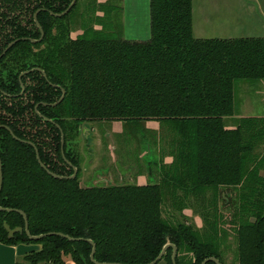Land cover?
I'll return each instance as SVG.
<instances>
[{
    "label": "trees",
    "instance_id": "16d2710c",
    "mask_svg": "<svg viewBox=\"0 0 264 264\" xmlns=\"http://www.w3.org/2000/svg\"><path fill=\"white\" fill-rule=\"evenodd\" d=\"M72 1L0 0V55L17 41L0 59V206L13 210L0 211V242L41 246L20 264H67L66 257L72 264H94L88 239L99 263L149 264L172 243L177 264L210 257L226 264L216 240L222 217L211 221L203 213L211 232L203 236L190 224L166 220L163 208L166 193L183 212L178 193L234 188L237 247L229 264H264V152H258L264 117L225 126L238 112V84L264 81V38L199 39L193 0H150L149 39H126L122 28L111 36L73 39L70 16L79 0L68 15L52 14ZM37 11L45 35L34 43L41 38ZM63 90L64 100L52 106ZM99 122H159L174 131L173 162H148L161 179L144 186L83 187L72 146L81 124ZM57 125L65 156L78 169L75 179L54 178L39 163L36 149L52 173L74 172L62 156ZM17 210L27 215L33 236L62 233L82 240L53 235L36 241L25 232L9 238L4 223L25 225ZM172 253L157 264H173Z\"/></svg>",
    "mask_w": 264,
    "mask_h": 264
},
{
    "label": "rangeland",
    "instance_id": "374dc122",
    "mask_svg": "<svg viewBox=\"0 0 264 264\" xmlns=\"http://www.w3.org/2000/svg\"><path fill=\"white\" fill-rule=\"evenodd\" d=\"M147 2L148 9L145 10L146 0H79L78 8L70 16L71 37L76 39L85 33L111 36L122 28L126 39L147 40L150 38L149 0ZM140 9L142 12L139 15ZM140 33L143 34L139 35ZM237 88L238 112L236 117L225 120L228 129L236 128L242 118L264 117V81L255 84L241 81ZM97 124H84L88 127V137L78 135L72 146L80 160V182L83 187L139 185V176H143V183L149 184L162 177L157 167L148 165L149 161H158L168 166L174 160L171 142L175 133L159 122L147 123L145 126L142 124L140 127L129 126L124 122ZM90 125L96 128L93 134H89ZM142 136L147 138L146 142L141 140ZM149 145L151 156L147 152ZM258 152H264V143L260 145ZM107 174L112 175L97 179L96 175ZM150 174L155 178H149ZM178 195L177 202L182 201L179 206L184 207L183 212L173 206L174 198L166 193L164 218L173 222H185L192 225L200 235L209 236L210 226L203 220V213L207 211L211 221L214 217H222L223 222L219 220L216 240L227 263L235 260L237 227L231 221L238 201L236 189L220 188L217 192L208 190L200 196ZM66 262L72 264L69 257H66Z\"/></svg>",
    "mask_w": 264,
    "mask_h": 264
},
{
    "label": "crops",
    "instance_id": "0c3cea01",
    "mask_svg": "<svg viewBox=\"0 0 264 264\" xmlns=\"http://www.w3.org/2000/svg\"><path fill=\"white\" fill-rule=\"evenodd\" d=\"M193 23L199 39L264 38V0H193ZM139 177V186L147 185L143 176ZM39 250L40 245L9 246L0 242V264H20L28 254Z\"/></svg>",
    "mask_w": 264,
    "mask_h": 264
},
{
    "label": "water",
    "instance_id": "95a60500",
    "mask_svg": "<svg viewBox=\"0 0 264 264\" xmlns=\"http://www.w3.org/2000/svg\"><path fill=\"white\" fill-rule=\"evenodd\" d=\"M77 3V0H73L72 3L70 4V6L62 13H59V14H54L52 13L55 17H58V18H62L66 15L69 14V12L72 10V8L75 6V4ZM40 11H37L34 15V19H35V22L37 24V27L39 28L40 32H41V38L39 40H32V42L34 43H37V42H41L43 39H44V30L42 28V26L40 25L39 21H38V13ZM17 41H14L12 42L6 49L5 51L0 55V59L7 53V51L16 43ZM37 70H40L42 71L41 69H37ZM44 73V71H42ZM25 73H23L21 76H23ZM44 75L46 76V74L44 73ZM22 93H24L25 91V87L24 85L22 84ZM66 96V91L63 90V95L61 96V98L59 99V101H57L56 103L52 104V106H57L59 105L65 98ZM50 121V120H49ZM58 126V125H57ZM58 128L60 129L61 131V148H62V156L64 158V160L66 161V163L68 165H70L72 168H73V174L69 177H65V176H61V175H57V174H54L52 173L51 171H49L46 166L41 162V159H40V156H39V152L38 150L36 149V153H37V156H38V160H39V163L40 165L50 174L52 175L54 178H57V179H75L78 175V169L77 167H75L71 162H69L65 156V153H64V145H65V136H64V133H63V130L58 126ZM9 129V128H8ZM10 130V129H9ZM80 131L83 132V134L85 135V137H88L86 134H87V131H88V127L85 125V126H80ZM12 133V132H11ZM13 134V133H12ZM2 185H3V170H2V160H1V156H0V191L2 189ZM0 211H7V212H11L13 211L12 209H5V208H2L0 206ZM18 213H20L21 215H23L24 217V220H25V225L24 227H17V228H14L12 229L7 223H4V227L6 229V231L8 232V236L9 238H12L14 237L16 234H22V233H26L27 236L31 239V240H41L47 236H53V235H59L61 237H65V238H68L69 240H82V239H75V238H71L67 235H64L62 233H48V234H42V235H38V236H33L31 235L30 231H29V223H28V217L27 215L23 212V211H20V210H17ZM91 245H92V253L90 255V259L91 261L94 263V264H121V263H99L95 260V254H96V245L95 243L88 239L87 240ZM169 249H172L173 250V253H172V263L173 264H177L176 262V258H177V255H178V248L176 245L172 244V243H168L164 246L163 250L161 251L160 255L154 260L152 261L151 263L149 264H157L159 263L162 258L164 257V255L167 253V251ZM209 262H214L215 264H221V262L219 261V259L215 258V257H210V258H207L205 259L201 264H208Z\"/></svg>",
    "mask_w": 264,
    "mask_h": 264
},
{
    "label": "flooded vegetation",
    "instance_id": "af4514ba",
    "mask_svg": "<svg viewBox=\"0 0 264 264\" xmlns=\"http://www.w3.org/2000/svg\"><path fill=\"white\" fill-rule=\"evenodd\" d=\"M102 123H106V122H102ZM121 123H123V122H121ZM85 124H97V123H85ZM81 125H84V124H81ZM80 125V126H81ZM98 125V124H97ZM80 126H79V135L80 134H82L83 135V133H82V131H80ZM91 126V128H90V133L89 134H93L92 132H95L96 131V128H93V126L92 125H90ZM89 136H91V135H89ZM109 136H111V135H108V137ZM142 141H144V142H146L147 141V138L145 137V136H142V139H141ZM150 145H149V149H148V155L149 156H151V153H150ZM153 157V156H152ZM150 158V157H149ZM152 160V159H151ZM150 162H153V160L152 161H150ZM149 165V164H148ZM152 166V165H151ZM153 166H155V165H153ZM152 170V169H151ZM157 171H158V169H157ZM154 173V172H153ZM111 174H107V175H104V176H101V175H96L97 176V179H103V178H105V177H107V178H109V176H110ZM151 175V174H150ZM148 176L149 178H151V177H154L155 178V176H153V175H151V176ZM97 181V180H96ZM224 260H225V263L226 264H229V263H227V261H226V259L224 258ZM231 263V262H230Z\"/></svg>",
    "mask_w": 264,
    "mask_h": 264
}]
</instances>
